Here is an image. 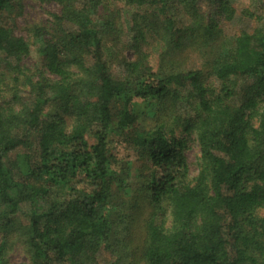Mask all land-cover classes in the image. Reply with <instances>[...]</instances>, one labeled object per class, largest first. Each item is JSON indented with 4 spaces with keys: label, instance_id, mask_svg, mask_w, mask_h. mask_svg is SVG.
Masks as SVG:
<instances>
[{
    "label": "trees",
    "instance_id": "trees-1",
    "mask_svg": "<svg viewBox=\"0 0 264 264\" xmlns=\"http://www.w3.org/2000/svg\"><path fill=\"white\" fill-rule=\"evenodd\" d=\"M40 1L61 10L40 50V77L26 78L21 100L10 84L29 47L9 27L15 0H0V225L27 218L30 264H99L111 232L112 144L139 149L151 209L129 264H264V0H252L258 12L241 11L251 30L220 46L208 66L186 51L214 45L236 18L229 0H127L135 41L152 40L170 72L125 62L124 78L106 63L96 22L106 0ZM139 103L166 104L172 128L139 133ZM60 113L71 117L69 130ZM192 136L200 168L190 184Z\"/></svg>",
    "mask_w": 264,
    "mask_h": 264
},
{
    "label": "rangeland",
    "instance_id": "rangeland-1",
    "mask_svg": "<svg viewBox=\"0 0 264 264\" xmlns=\"http://www.w3.org/2000/svg\"><path fill=\"white\" fill-rule=\"evenodd\" d=\"M229 1L236 11V18L223 29L211 47L202 51L195 50L196 52L186 51V53L194 55L193 58L191 57L194 65L200 66L204 61L208 66L220 46L232 42L233 36L238 32L251 30L252 23L241 16V11L248 9L258 12V4L252 0ZM15 2L19 9L15 8L13 14L9 16V27L16 37L28 45L29 54L22 59L19 82L15 87L13 83L10 84L13 92L9 94L16 93L21 100H28L30 89L26 78H31L30 81L36 82L40 77V50L46 41L53 40L52 16L59 14L61 7L56 4L42 3L40 0H15ZM134 11L127 4V0H106L105 5L99 8L96 15L99 28L103 27L101 39L104 56L106 63L111 67L113 76L121 78L123 76L124 78L126 75L122 74V64L137 61H141L143 65L150 63L147 65H150L155 72L161 73V75L169 74V67L163 69L158 66L157 58L153 56L152 52L155 45L152 40L147 45L135 41L132 27ZM36 32H40L43 38L38 39ZM146 53H149L150 57L141 58ZM198 56H201L199 63L197 62ZM135 83H141V80L136 78ZM9 94H6L7 98ZM30 98L32 99V97ZM112 105V116L115 121L121 104L115 101ZM167 107L166 104L161 106L157 103L137 104L136 111L139 119L136 127L139 133L148 132L161 123L165 124L168 129L172 128V118ZM59 115L66 124V130H69L72 125L71 117L61 113ZM175 133L176 136H181L180 130H175ZM86 140L90 146L95 143L89 135L86 136ZM139 154V149L133 146L112 144L108 149L110 197L106 201L104 210L109 219L111 232L108 246L103 249L101 257L97 260L99 264H129L141 237L142 223L151 211L147 200L148 195L146 192L145 194L141 192L145 182L138 170ZM185 155L189 168L188 181L193 184L200 168V151L195 136L190 138L189 150ZM260 213L264 215V211H260ZM13 219L11 227L0 225V264H30L31 257L26 235L27 218L20 216ZM166 228L171 230V219H168ZM126 236H129V242L124 241Z\"/></svg>",
    "mask_w": 264,
    "mask_h": 264
}]
</instances>
